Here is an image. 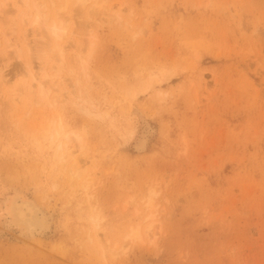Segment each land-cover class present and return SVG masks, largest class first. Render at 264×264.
Instances as JSON below:
<instances>
[{"label":"rangeland","instance_id":"obj_1","mask_svg":"<svg viewBox=\"0 0 264 264\" xmlns=\"http://www.w3.org/2000/svg\"><path fill=\"white\" fill-rule=\"evenodd\" d=\"M4 4L0 51L21 50L0 53V75L18 86L28 65L42 81L32 0ZM86 7L49 77L55 102L26 86L12 104L0 83V264H264V0ZM74 145L84 179L71 182ZM15 200L38 207L33 238L10 221Z\"/></svg>","mask_w":264,"mask_h":264},{"label":"bare ground","instance_id":"obj_2","mask_svg":"<svg viewBox=\"0 0 264 264\" xmlns=\"http://www.w3.org/2000/svg\"><path fill=\"white\" fill-rule=\"evenodd\" d=\"M28 1L29 0H13L14 3H22V4L23 3L25 4V2H28ZM89 1L90 0H32L31 6L34 9V14L32 15V19H31V26L34 27V29H32V31L35 33H39V32H37V30H40V33L42 35V37L40 38L41 46H40V48H38L39 50H38L36 55H39L38 58H40L42 60V62H44L45 66L43 68L49 66L48 71L51 73L53 70H55V73L49 74V72L45 71V74L42 75V81L39 80V82H37V75L32 73V70L29 69L28 65H24V66H22V65L18 66L17 65L15 68V71H16L15 76H17V75L21 76L22 75L24 77V82L20 83L18 86H16V85L11 86V79L6 78L4 75L3 76L0 75V83L1 82L4 83L5 86L7 85L6 87L8 88V92L10 93L9 97H10L12 104H14V103L17 104L16 100L18 99V97H20L18 94L23 92V90L26 88V86H28V88L30 90V94L37 101L49 103L50 101L55 102L57 100L56 94H52L54 89L57 90V87H55V84H54L55 82L51 78L49 79V77L50 76L58 77V75H60L62 70H64L63 68L65 66V61H64L65 58H64L63 43L67 42L66 39L70 38L72 35L71 34L72 32L69 34H68V32H69V28L71 25V21L73 19L77 23L76 29L73 31H78V33L80 32L81 34L84 31V29H85V27L83 26L84 23L83 22L81 23L80 20L84 17V14L87 13V12H85V9L87 8L86 6H87ZM3 2H4V0H3ZM92 3L93 4L90 6L88 13H92L95 10H98L96 2L92 1ZM70 5L74 8V11H75L74 15H69V13H68ZM5 7H6L5 4L0 7V12H1L0 13V21L4 22L3 25L5 27L4 28L2 25L4 30H1V32H0L1 36H4L6 33H8L6 30V25L8 23L6 21L7 20L6 17L8 15L7 12H9V11ZM47 7H49L51 9V11L45 12L44 9ZM30 18H31V15H28V14H23L20 17L21 21H23V22L30 20ZM21 24H22V22H21ZM8 29H10L9 24H8ZM22 30H23V36L22 37H23V39H26V30L24 28H22ZM8 34H11V33H8ZM5 38H6V36H5ZM3 41H4L3 42L4 46L0 51L2 56L5 59H7L8 61L11 58L19 59L21 48H19L17 46L18 42L12 43L9 38L4 39ZM80 43H81V41H80ZM79 46H80V44L77 46L78 47L77 53H80ZM10 47L14 48L13 54H10L8 51L9 50L8 48H10ZM52 58L56 59L55 62H57L59 64L58 69H55L56 66L54 67V65L49 63V61L52 60ZM51 62L53 63V61H51ZM2 77H3V79L5 78L6 80L4 81L2 79ZM28 77L30 78L29 83H27ZM9 84H10V86H8ZM75 140L77 142H79L77 139H75ZM60 148H63V145H59V149ZM78 151H79V146H76V145L72 146V150H71L70 154L73 157L75 162H73L71 167H75V168H74V170L70 171L71 172L70 173L71 182L77 181L80 179H84L83 178V174H84L83 170L81 167H78L77 158L75 157V155L78 153ZM149 206H150V203L148 204V207ZM37 209H38V207L30 201L15 200L12 203H10V205L8 207V214L10 217V221L13 225H15L20 230V234L33 238L35 235V231H38L40 229L42 222H41L39 216L37 215V211H38ZM97 215H95V216L91 215V218H90L91 222L96 227L95 233H94L95 241L99 245V249L102 250L103 253L107 252V254H108L109 252H111L112 254H114L112 252L113 249H109L108 245H105L107 243H105L103 245L101 243V241L98 239V233L100 231L97 232V227H98L100 221H99ZM151 223L148 224V226L146 227V229L144 231L146 238L150 237V235H151ZM124 239H126L128 241L127 243H129L131 239L141 240L140 230L138 228L130 229L124 235ZM150 239H152V238H150Z\"/></svg>","mask_w":264,"mask_h":264}]
</instances>
